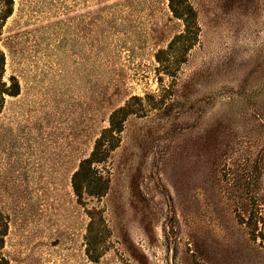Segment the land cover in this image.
Listing matches in <instances>:
<instances>
[{"label":"rangeland","instance_id":"rangeland-1","mask_svg":"<svg viewBox=\"0 0 264 264\" xmlns=\"http://www.w3.org/2000/svg\"><path fill=\"white\" fill-rule=\"evenodd\" d=\"M174 3L0 0L6 264H264V0Z\"/></svg>","mask_w":264,"mask_h":264},{"label":"trees","instance_id":"trees-1","mask_svg":"<svg viewBox=\"0 0 264 264\" xmlns=\"http://www.w3.org/2000/svg\"><path fill=\"white\" fill-rule=\"evenodd\" d=\"M169 4H170V9L173 13V15L177 18H180V19H183L184 23H185V26H186V34L190 33V30H191V27L189 26V22L187 21V17L185 15H183L182 13H179V11L176 8L175 6V3H174V0H169ZM190 11V9H189ZM9 14L8 12H4L3 13V17H7ZM4 75V56L3 54L0 52V99H2V96L3 94H8V95H13L14 93L9 91L8 89H2V87L5 86L4 83H2V77ZM110 131H113L115 130V127H114V122H113V117L111 118V121H110ZM101 140H98L96 142V145H95V148H94V152L92 154V157H95L98 153V150H99V147L101 145ZM93 159V158H92ZM92 159H91V162H92ZM88 163H90V161H83L81 164H80V170L74 175V178H73V182H72V187H73V190L76 194H78V191H79V185H78V181H76L77 177H79V173L81 171V169H83V167H85L86 165H88ZM2 225H0V247L3 243V237L5 235V232L6 230L3 229V227H1ZM6 228V227H5ZM0 264H6L5 261L0 258Z\"/></svg>","mask_w":264,"mask_h":264}]
</instances>
